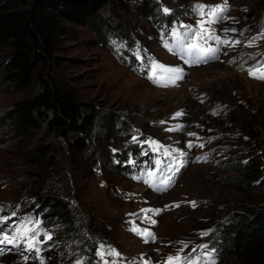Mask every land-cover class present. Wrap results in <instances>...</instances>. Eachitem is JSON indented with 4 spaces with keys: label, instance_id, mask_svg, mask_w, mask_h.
<instances>
[{
    "label": "rangeland",
    "instance_id": "1",
    "mask_svg": "<svg viewBox=\"0 0 264 264\" xmlns=\"http://www.w3.org/2000/svg\"><path fill=\"white\" fill-rule=\"evenodd\" d=\"M221 2L109 0L102 17L119 32L123 30L122 41L113 32L104 40L89 28L64 22L57 53L60 63L52 67L51 75L92 112L90 133L84 135L88 144L74 155L69 141L58 134L48 135L44 128L32 139L22 140L13 135L10 121L5 120L0 128V205L9 207L0 211V216L15 212L13 222L27 220L24 216L40 204L39 194L54 186L69 202L82 223V237L92 239L93 247L90 251L81 249L80 236L64 234L43 209L32 220L39 221V229L47 230L51 239L40 231L38 253L29 254L23 244L19 248L3 246L0 264H102L96 253L109 247L120 256L105 255L104 260L143 264L144 258L149 264H164L167 256L181 248L184 255L200 245L211 246L208 241L214 239V223L223 222L229 213L241 212L248 193L238 192L230 182L223 184L219 177L236 175L224 170L229 155L241 162L259 158L264 164V80L247 71L257 58L264 57V39L247 46V41L264 28V0H228L226 16L232 19L212 27L217 35H223L220 30L224 27H235L237 32L229 35L241 43L222 46L213 60L186 67L195 56L189 57L187 49L176 54L179 51L173 48L178 42L171 36L174 26H196L202 17L195 5ZM165 7L171 10L169 14L162 11ZM164 18L176 23L162 34L156 21ZM121 44L128 45V55L120 51ZM138 48L143 59H137ZM149 58L165 67L182 69L183 78L174 85L153 82L149 79L153 71ZM3 60L4 52L0 51V117L14 101L37 88L34 83L26 90H15L4 82ZM137 69H148L149 73ZM156 73L164 75L159 69ZM177 112L183 115L176 117ZM108 118L117 119L113 131L108 129ZM134 136L141 147H148L141 142L151 138L177 158L180 152L186 153L184 169L169 189H153L155 170L146 182L135 181L112 167V153L123 155V150L136 142ZM48 139L54 143L53 160L33 161L39 144ZM189 142L192 147H188ZM158 153L163 154V149ZM141 209L161 211L146 214ZM131 225L150 230L155 239L145 243ZM205 231L208 234L201 235ZM98 239L103 243L97 244ZM214 258L215 264H237V258L230 254Z\"/></svg>",
    "mask_w": 264,
    "mask_h": 264
},
{
    "label": "trees",
    "instance_id": "2",
    "mask_svg": "<svg viewBox=\"0 0 264 264\" xmlns=\"http://www.w3.org/2000/svg\"><path fill=\"white\" fill-rule=\"evenodd\" d=\"M108 2L109 0H0V51L4 52L3 81L15 90H26L34 83L37 84L35 91L23 99L14 101L0 117V128L5 120H9L13 135L22 140L32 139L44 128L48 135L58 134L63 140L69 141L74 155L87 147L88 142L84 135L90 133L93 114L88 111L86 103L78 101L53 79L51 71L53 66L60 63L57 53L64 22L89 28L104 40L110 32L116 34V38L121 41L125 39L122 29L119 32L103 20L102 13ZM148 12L152 14L151 10ZM175 23L166 18L156 21L162 34L167 33ZM120 51L128 55V45L121 44ZM131 58L134 59L133 56ZM137 71L145 75L149 73L148 69ZM108 121V129L113 131L117 126V119L108 118ZM53 146L54 143L50 139L40 143L34 156L36 160L33 161L46 157H50L52 161ZM145 151L146 155L143 154ZM122 154L112 153V167L135 181H147L149 175L146 170L154 169L157 159L166 158L163 154L152 153L149 145L141 147L139 141L126 147ZM245 154L249 156V153ZM228 159L224 170L232 171L236 175L223 174L219 179L223 184L230 182L238 192L248 194L241 205V212L229 213L223 222L214 223L212 232L215 235L213 240L208 241V244H211L207 245L208 249L216 250L213 256L218 257L217 260L225 254H230L237 258V264H264V164L255 157L244 162L232 160L230 155ZM183 169L184 167L171 176L172 182L166 188L171 187ZM38 200L40 207L37 206L24 218H38L44 209L50 213L64 234L74 238L80 236L83 242L81 249H92L93 240L82 237V223L73 214L69 202L58 194L54 186H50L44 193L41 192ZM15 210L18 211L17 208ZM14 217H11L7 224L0 225V229L11 233L20 223L13 222ZM96 242L103 243L100 239ZM38 246L41 247L40 244ZM204 251L202 248L196 253V257H207L203 255Z\"/></svg>",
    "mask_w": 264,
    "mask_h": 264
},
{
    "label": "snow or ice",
    "instance_id": "3",
    "mask_svg": "<svg viewBox=\"0 0 264 264\" xmlns=\"http://www.w3.org/2000/svg\"><path fill=\"white\" fill-rule=\"evenodd\" d=\"M228 0H222L220 4L216 5H203L197 4L195 5L196 12L202 17L196 24L195 27L192 25H183L181 24L179 28L173 27L171 30V36L176 39L178 42V46L182 49H187V54L189 57L195 56L196 62H206L208 58H216L217 53H219L222 46H230L235 47L236 45L241 43L239 38H235L230 36L229 33H236L237 29L235 27L229 28L224 27L220 31L223 35H217L216 30L212 27V25L217 23H222L226 19H232L231 17H227L226 13L229 10ZM162 11L165 14H169L171 12L168 8H163ZM180 29H183V33H181ZM241 35H243V30H241ZM264 39V28L257 34V36L251 37L247 41V46L252 47L257 40ZM187 41H191L187 43ZM209 41H212L215 45L214 47L209 45ZM165 47H168V44L165 43ZM146 51V50H144ZM255 59V56L251 57ZM137 59H143L140 54L139 48L137 49ZM149 63L152 65L153 71L149 73V79L153 80V82L161 83L163 82L165 85L175 84L177 80L182 79V69L179 68H169L164 65H160L155 60L149 58ZM156 69H159L161 73H164L163 76H158L156 73ZM248 73L250 76L264 80V61H257L256 64L252 65L248 68ZM183 115L182 112L175 113L176 117ZM160 123H164L161 121ZM181 126H177L179 128ZM172 130V129H170ZM188 135L194 136L195 133H189ZM137 137H133V141H136ZM141 143H147L150 147L153 145L155 147L152 148L153 151H160L163 149V155L165 157H171V163H169L168 168L169 171H173V165H175L173 174L180 170V167H183L186 161L183 157L186 156V153L180 152V158H177L172 155V151L169 148L160 145L158 141L152 140L149 138L147 141H142ZM192 142H189L188 147H192ZM203 147V145H199ZM115 152L116 150L113 149ZM143 154H147L145 151ZM132 163V161H129ZM162 161L160 159L156 160V164L160 165ZM148 175L151 177L154 174L149 172ZM147 182V181H146ZM172 182V177L169 176L167 179L163 180L162 183L165 186H168ZM193 207H195V202H190ZM175 207H179V205H174ZM6 205H0V211H4ZM168 207V206H166ZM160 209H141L143 213H156L158 214ZM16 213L12 212L11 216H0V225L7 224V222L11 219L12 216H15ZM39 221H33L31 218H28L25 221H22L19 226H16L12 229L11 233L0 232V250H3V246H13L19 248L21 244L28 251L39 252L38 244L41 243L38 239L40 235V231H44V234L51 239V236L48 235L47 230L39 229ZM151 223L155 224L156 221L152 220ZM36 225V227H33ZM139 235L144 237L145 243L149 242V240H154L155 235L148 229H139L138 227H134L131 229ZM208 232H202L201 235H207ZM184 247H187L185 244ZM200 248L205 249L203 255L209 258L207 264H215V258L213 253H215V249H208L207 245H200ZM7 250H11L8 248ZM197 249H193L192 252L195 253ZM183 252V248L179 249L175 255H169L165 258L164 264H200V257L193 258L192 254L189 255H181ZM97 256L101 258L102 264H117V260L113 259L111 261L104 260L105 255L119 257L120 253L113 249L108 248L105 251L103 248L97 251ZM25 260L28 259L27 256L24 257ZM77 264H81L80 261H77ZM143 264H149L148 261H144Z\"/></svg>",
    "mask_w": 264,
    "mask_h": 264
}]
</instances>
